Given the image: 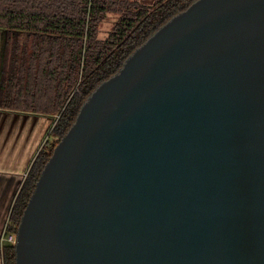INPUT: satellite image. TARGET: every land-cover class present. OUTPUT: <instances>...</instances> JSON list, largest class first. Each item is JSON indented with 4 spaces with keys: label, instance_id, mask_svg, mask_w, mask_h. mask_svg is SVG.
I'll list each match as a JSON object with an SVG mask.
<instances>
[{
    "label": "water",
    "instance_id": "1",
    "mask_svg": "<svg viewBox=\"0 0 264 264\" xmlns=\"http://www.w3.org/2000/svg\"><path fill=\"white\" fill-rule=\"evenodd\" d=\"M16 264H264V0H196L82 105Z\"/></svg>",
    "mask_w": 264,
    "mask_h": 264
},
{
    "label": "trees",
    "instance_id": "2",
    "mask_svg": "<svg viewBox=\"0 0 264 264\" xmlns=\"http://www.w3.org/2000/svg\"><path fill=\"white\" fill-rule=\"evenodd\" d=\"M196 0H0V29L17 33L13 70L0 83V107L53 116L52 140L36 154L12 204L5 233H17L41 172L93 91L172 17ZM118 18L106 38L101 23ZM16 264L15 244L2 247Z\"/></svg>",
    "mask_w": 264,
    "mask_h": 264
},
{
    "label": "crops",
    "instance_id": "3",
    "mask_svg": "<svg viewBox=\"0 0 264 264\" xmlns=\"http://www.w3.org/2000/svg\"><path fill=\"white\" fill-rule=\"evenodd\" d=\"M0 29V83L12 72L14 35ZM54 117L0 107V264L10 210L36 154L52 138Z\"/></svg>",
    "mask_w": 264,
    "mask_h": 264
},
{
    "label": "rangeland",
    "instance_id": "4",
    "mask_svg": "<svg viewBox=\"0 0 264 264\" xmlns=\"http://www.w3.org/2000/svg\"><path fill=\"white\" fill-rule=\"evenodd\" d=\"M142 1L145 3H153L155 0H142ZM117 18H118L117 14L111 13L101 23L100 29H99V36L101 38H106L109 35V33L111 32ZM13 39H14V43H18L20 40H22V38L19 34H15Z\"/></svg>",
    "mask_w": 264,
    "mask_h": 264
},
{
    "label": "built area",
    "instance_id": "5",
    "mask_svg": "<svg viewBox=\"0 0 264 264\" xmlns=\"http://www.w3.org/2000/svg\"><path fill=\"white\" fill-rule=\"evenodd\" d=\"M17 238V233H5L4 240L5 242L15 244Z\"/></svg>",
    "mask_w": 264,
    "mask_h": 264
}]
</instances>
